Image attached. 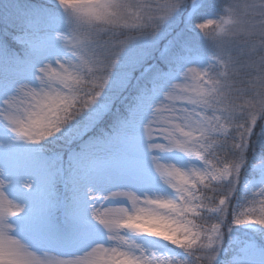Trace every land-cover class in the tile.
I'll list each match as a JSON object with an SVG mask.
<instances>
[{
  "label": "snow or ice",
  "instance_id": "snow-or-ice-1",
  "mask_svg": "<svg viewBox=\"0 0 264 264\" xmlns=\"http://www.w3.org/2000/svg\"><path fill=\"white\" fill-rule=\"evenodd\" d=\"M0 264H264V0H0Z\"/></svg>",
  "mask_w": 264,
  "mask_h": 264
}]
</instances>
